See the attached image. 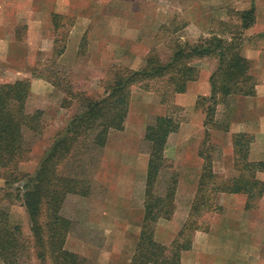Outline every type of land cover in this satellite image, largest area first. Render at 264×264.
<instances>
[{"label":"rangeland","instance_id":"rangeland-1","mask_svg":"<svg viewBox=\"0 0 264 264\" xmlns=\"http://www.w3.org/2000/svg\"><path fill=\"white\" fill-rule=\"evenodd\" d=\"M4 1L6 16L3 18L5 22L1 25L4 28L0 32V37L3 33L6 46L0 47V88L17 81L28 82L29 91L25 102V111L27 114H32L36 110H40L42 113L39 132L25 134L24 145H27L29 150L19 164L20 174H33L36 171L40 160L76 111V102H72L69 107H66V104L70 102L66 89L71 88L73 92H82L89 96H100L106 89L107 83L111 82L109 73L118 69L141 70L145 66V60L148 57L153 58L155 54L164 62L177 47L193 45L200 38L211 36H218L224 40L234 38L241 45L244 41L245 30L241 29L238 13L232 9L230 4H226L222 8L216 6V8L207 9L212 13L213 26L208 35H202L190 27L181 15L177 14L171 24L161 25L158 29L153 30V17H155L153 0H91L90 6L93 5L96 11L100 10L103 16L91 21L84 30H76L73 33L71 28L75 24L77 16L80 17L81 14H76L77 16L54 14V8L59 6L58 0ZM187 1L189 0H168L164 4L170 5V10L173 12L181 13L185 9L182 7L187 8ZM107 2L108 4H106ZM117 8L129 11L122 12ZM133 9L142 11L134 13ZM78 13L81 12L78 11ZM38 22H41L40 26ZM71 37H74L72 42ZM67 47L70 55L63 63L59 60ZM210 60L216 62V59L206 57L195 63L197 76L187 86L193 82L199 84V82H203V79L206 81V76L200 72H209ZM211 73L209 72L210 75ZM253 79L257 80L255 77ZM195 84L191 85L190 93L201 92L200 85ZM147 85L146 89L143 87L144 85L131 87L129 102L132 103L130 104L132 114L138 112L137 116H139V113L142 112L140 107L142 100L138 96L141 92L149 93L152 100L163 104L161 95L166 91V88L153 84V82L147 83ZM232 96H228L216 104L213 117L215 124L208 135H205L204 127V131L199 129V132L193 127L192 130H196L195 132H187L192 136L189 140H184L182 137L177 138L178 130L170 134L167 139L164 151L166 168L162 173L163 180L173 175L178 183L179 179L183 177L182 167L195 165V161L197 162L195 158H189V164L188 162V165L185 164V161L182 160L185 152L190 151L191 154L196 151L198 155L201 154L202 160L204 159L197 182H192L195 194L188 211V219H186L189 220V223L193 221L195 223L193 226H197L198 230L190 231L183 237L191 240V248L180 254V264H197L196 249L193 250L195 253L191 252L196 238L195 233L205 232L206 228L209 229L212 216L218 213L219 208L216 203L217 195L213 194L212 188L216 185L230 184L232 179L240 175L247 176L242 167L234 163V159L232 165L229 159L221 158L223 151L221 142H217V144L216 140H212L213 132L220 131L225 127L224 121L227 119H224V108L226 109L228 102L236 95ZM200 97L180 101L184 106L176 105L172 99H169L165 103L166 116L170 115L179 122V126L181 123L189 121H193L196 126L201 122L203 124L207 105L201 104V101L199 103ZM127 113H129V106ZM154 118L153 115H148L145 127L152 123ZM134 123L130 126V130L125 129V120L123 129L111 131L105 146L97 151L98 154L92 153L91 160L95 158V167L91 177L93 184L90 195L88 197L69 196L62 208L63 217L71 222V228L65 241L68 243L65 246L69 250L82 253L77 255L86 259V264H130L131 256H133L136 240L132 242L130 238L116 237L117 232L122 229L115 227L117 225L113 226L116 235L111 233L110 236L108 230L110 228L106 227L105 229L106 224L99 222V217L105 209V200L110 192L112 194L116 192H109L104 185H101L99 178L97 180L96 173L98 170L100 172L103 170L106 173L114 165H117L119 155H148V147L143 140L145 129L138 131L140 130L137 127L138 124ZM135 181L133 196L128 199L126 205L130 209L132 222L137 224L140 209L143 210L145 178H136ZM200 184H202V191L198 196L197 191ZM20 185L22 186L21 183L15 184L12 189H9L0 179V190L4 192H0V198L4 199L2 202L7 208L10 224L20 228L25 240L32 241L28 217L24 208L19 202L6 196L10 191H13V188H18ZM14 193L16 194V192ZM186 196L187 192L180 193L182 199ZM197 197L199 203L203 198V207L197 208L195 216L193 215V218L190 219L193 202ZM183 209H185L183 206L180 209L177 208L179 212ZM194 209L196 210V208ZM124 216L128 217L127 214ZM180 229L175 228V235L179 233ZM132 232L122 230L120 234L130 235ZM183 238L180 237L179 241L181 242ZM208 246L214 247L213 238L209 241ZM0 264H2L1 261ZM25 264L38 263L33 260ZM219 264H223V262H219ZM225 264H264V249H259L247 261L244 257V261L239 260L238 263Z\"/></svg>","mask_w":264,"mask_h":264},{"label":"trees","instance_id":"trees-1","mask_svg":"<svg viewBox=\"0 0 264 264\" xmlns=\"http://www.w3.org/2000/svg\"><path fill=\"white\" fill-rule=\"evenodd\" d=\"M238 16L242 30L254 22L252 9L238 12ZM206 57L217 61L216 69L209 76L210 95L199 98V103L201 101V104L207 105L203 127L205 135H208L215 124L216 104L228 96L246 97L254 93L256 82L249 73L250 64L241 55V43L234 38H200L193 45L177 47L164 62L155 54L153 58L145 60L141 70L113 71L109 73L111 82L107 83L100 96L66 89L70 101L66 107L76 102V111L58 133L33 174H20L19 164L29 150L24 145L25 134L39 132L42 113L40 110L32 114L25 111L28 82L17 81L0 88V179L9 189L15 184H22L6 196L24 208L32 236V241L25 240L20 228L10 224L7 208L2 202L4 199L0 198L2 264H25L33 260L38 264H86V259L64 248L71 222L63 217L61 211L69 196L90 195L95 167V158L91 160L92 153L105 146L111 131L123 129L131 87L144 85L146 89L147 83L152 82L162 85L166 91L161 95V102L165 104L176 94L185 92L187 84L197 76L195 63ZM178 128L179 122L170 115L155 117L145 127L143 140L148 147V163L144 183V215L130 264H180V254L191 248V240L183 237L190 231L198 230L197 226H193V221L189 223L187 220L169 247L154 240L156 223L171 219L175 211L177 179L170 175L163 180L162 173L166 168L164 151L167 139ZM252 139L250 135L242 133L232 137L234 163L241 166L247 176L240 175L230 184L212 188L213 194H245L247 210L255 207L263 191V184L255 175L264 171V162L248 161ZM201 191L202 184L198 187V196ZM202 203L203 198L200 203L198 197L195 199L190 219L198 211L197 208L203 207ZM180 237L183 238L181 242Z\"/></svg>","mask_w":264,"mask_h":264},{"label":"crops","instance_id":"crops-1","mask_svg":"<svg viewBox=\"0 0 264 264\" xmlns=\"http://www.w3.org/2000/svg\"><path fill=\"white\" fill-rule=\"evenodd\" d=\"M58 1L59 6L56 4L57 7L53 10L54 14H81L80 17L76 15V22L71 28L72 33L76 30H84L91 21L103 16L100 10L96 11L93 5L90 6V3H92L91 0ZM167 2L168 0H153V9L155 10L153 30L158 29L161 25L168 26L173 21L175 14H177L181 15L185 19V22L195 31L202 35H208L213 26V17L212 13L207 9L216 8V6L222 8L224 5L230 4L232 5V9L237 13L253 10L254 22L249 28L245 29L243 35L244 41L241 45V55L250 64V75L257 79L255 80L256 85L254 87V93L246 97L236 95L228 102L226 109L224 108V119H227L224 121L225 127L220 131L217 130L213 132L212 140H216L215 143L221 142V148L223 149L221 158L229 159L230 164L233 165L232 137L240 133L248 134L253 138L249 146L248 161L264 162V0H189L186 3L187 8L182 7L185 9L181 13H175L170 10V5L164 4ZM106 4H108V2ZM5 7V1L0 0V32L4 28L1 25L5 22V19H3L4 16H6ZM117 10L122 12L129 11L124 8H117ZM78 11L81 13H78ZM133 11L134 13H141L142 10L133 9ZM39 24H41V22H38V25ZM73 39L74 37H71V42ZM5 42L6 39L2 33L0 37V47L6 46ZM68 52L67 47L65 53L60 56L59 61L65 63L67 57L70 55ZM74 54H76V52H74ZM209 63H211L209 72H213L217 67V61L210 60ZM209 72L201 71L200 73L206 76V81L203 79V82H199V84H195L196 82L189 84L187 90L183 94H177L172 98L174 103L184 106L180 101L194 99L198 96H209ZM192 84L197 86L200 85L202 88L201 92L197 91V93H190ZM138 96L142 100V104L140 105L142 112L139 113V116H137L138 112L132 114L130 105L132 103L129 102V113H127L126 116L125 129L130 130V126L135 122L140 129L138 131H143L148 115H153L154 117L166 116L167 107L165 104L163 105L160 102L152 100L149 93L146 92H141ZM217 115L219 116L218 113ZM193 127L194 129L196 128L198 132L199 129L200 131H204L202 122L197 124V126L194 125L193 121L181 123L177 138L182 137L184 140L192 138L187 132H192ZM195 131L196 130L193 132ZM189 158H195V160H197L194 166L188 165L190 161ZM182 160L185 161V164L188 162V167H182L184 170L183 177H181V180L179 179L177 183L173 217L168 221H158L154 229V240L163 246H170L171 242L176 237L174 233L175 228L180 229L181 225L183 226L187 221L186 219H188V211L195 194V187L192 182H197L201 163H203L201 156L198 155L196 151H194V153L191 152V154L190 151L185 152L182 156ZM147 163L148 155L144 156L140 154L134 156L123 154L119 155L117 165H114L113 168L106 173H104L103 170H101V172L100 170L97 171V180L99 178L101 185H104L109 192H116L115 194L110 192L104 202L105 209L99 217V222L106 224L104 228H110L108 229L110 231V236L111 233H115V227H121L122 229L117 232V235L114 234V236L130 238L132 242L136 240L137 243L144 212L140 209V216L137 224L133 223L130 209L126 204L128 199L133 196L136 178H145ZM230 167L232 168L233 166ZM255 178L263 184L262 196L257 200V204L255 203V208L245 209L247 201V196L245 194L215 193L217 195L216 203L219 206L218 213L216 212L217 214L212 216L209 229L207 228L205 232L195 233L196 238L191 252H196V254H198V258L196 259L197 264H219V262H223V264L238 263L239 260L244 261V257L245 261H247L248 258L253 254L255 255L259 249H264V171L257 172ZM181 192H187V196L183 199L180 197ZM182 206L185 209L179 212L177 208L180 209ZM126 214L128 217L124 216ZM114 225L117 226L113 227ZM122 230L133 232L130 235L120 234ZM211 238H213L214 242V247L212 246V248L208 246ZM67 243L65 242L64 244L65 250L75 254H82L66 248ZM194 249H196L195 252L193 251ZM133 254L134 251L132 252V255ZM127 263H129V261H127Z\"/></svg>","mask_w":264,"mask_h":264}]
</instances>
